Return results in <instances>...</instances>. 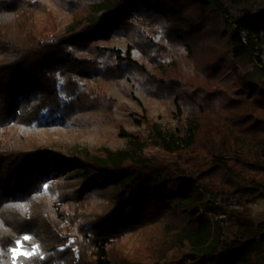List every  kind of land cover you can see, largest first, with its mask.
<instances>
[{
  "label": "trees",
  "instance_id": "1",
  "mask_svg": "<svg viewBox=\"0 0 264 264\" xmlns=\"http://www.w3.org/2000/svg\"><path fill=\"white\" fill-rule=\"evenodd\" d=\"M49 1L56 10L0 0V123L30 124L46 109L64 119L102 103L127 145L65 152L15 134L0 142V246L36 244L38 253L18 257L24 264H264V216L224 209L264 203V0ZM58 12L68 16L63 27ZM119 31L124 50L108 41ZM223 53L255 94L198 74ZM103 54L114 59L104 64L108 75L125 65L168 95L174 130L143 107L118 120L108 96L75 87ZM68 175L79 179L74 191ZM93 193L106 198L101 210L77 212ZM70 200L80 207L66 215ZM63 223L76 225L77 240L62 234Z\"/></svg>",
  "mask_w": 264,
  "mask_h": 264
},
{
  "label": "rangeland",
  "instance_id": "2",
  "mask_svg": "<svg viewBox=\"0 0 264 264\" xmlns=\"http://www.w3.org/2000/svg\"><path fill=\"white\" fill-rule=\"evenodd\" d=\"M48 8L56 10V6L49 0H42ZM57 23L62 27L65 26L68 21V16L63 12L57 13ZM43 19V18H42ZM43 25V23H42ZM47 26V25H46ZM109 44L117 47L120 50H124L126 43L128 42L124 34L119 31L117 35L109 38ZM89 56V55H88ZM140 54L136 50L133 51V57L139 58ZM114 59L106 54L99 57V65L92 69L88 75H80L73 79V82L78 84V88L81 91L94 90L98 94H104L108 96L114 106L112 108V115L118 120H123L127 115V112L140 113L142 107L148 114V117L152 121L158 122L165 132L174 130L176 124L169 115L171 103L168 95L158 88L156 85L148 82L142 75L137 73L134 69L127 66H122L121 72L117 75L110 76L107 74L104 64L105 62H112ZM198 74L216 84L222 85L228 88L232 92L243 90L244 92L255 94L256 91L251 89L245 82L242 74L231 71L227 64L226 55L221 54L213 63L199 69ZM78 81L80 83H78ZM59 92L63 94L61 88L66 87L64 78L59 76ZM108 113L102 103H99L94 108L82 111L81 114H73L66 118H61L58 113L49 115L48 109L43 114L36 118L30 124H24L23 122H15L12 119H8L5 122L0 123V142L7 139L11 135H19L21 138L28 141L36 142L37 146H44L49 148H57L62 151H72L76 148L94 149L97 147H108L110 149H121L126 147L127 143L124 138H121L117 134V130L112 121H106V118L102 115ZM52 118V119H51ZM54 118V119H53ZM124 123L125 128L128 130H140L143 131L144 127L137 128L131 124ZM149 155H154L162 160L168 161L171 157L160 150L149 148L146 150ZM229 164L233 163L232 159H227ZM63 175L59 173L56 182L63 183ZM77 177L68 175L66 182L71 183V189L76 190L79 188ZM42 183V192L50 201L55 200V195H50L45 192L44 185ZM106 198L99 194L93 193L92 196L81 203L82 206H78L74 201H68L62 204L63 212L68 215L72 214L77 206V212L86 211L90 214L93 210L100 211L105 204ZM230 201L225 206V210L231 214H238L241 211L247 212L252 218L258 220L264 216V203L262 200L246 201L241 200L240 203H233ZM50 213V211L48 212ZM211 213H208V216ZM225 222V223H224ZM229 220L222 221L223 225H227ZM60 229L63 232L68 233V241H73V238L78 239L76 235L75 224H61ZM76 235V236H75ZM27 234L23 235L24 237ZM132 236V235H131ZM133 238L128 235L122 238V245L127 251L132 253L133 251ZM19 241V244L16 242ZM33 246L36 244L28 245L22 239H17L14 246H0V264H24L18 260V257L13 260L11 249L17 248L22 253H38L34 251ZM23 256V255H21Z\"/></svg>",
  "mask_w": 264,
  "mask_h": 264
},
{
  "label": "snow or ice",
  "instance_id": "3",
  "mask_svg": "<svg viewBox=\"0 0 264 264\" xmlns=\"http://www.w3.org/2000/svg\"><path fill=\"white\" fill-rule=\"evenodd\" d=\"M44 188L47 189V188H48V185H47V184L44 185ZM24 239H25V240H28V239H30V237L25 236ZM16 243L19 244V241H17ZM33 248H34V251H39L38 246H33ZM11 252H12V257H13V260H14V261H15V259H16L18 256H21V255H23V256H27V257H31V256L33 255V253H22V252L18 251L17 248H13V249H11Z\"/></svg>",
  "mask_w": 264,
  "mask_h": 264
},
{
  "label": "built area",
  "instance_id": "4",
  "mask_svg": "<svg viewBox=\"0 0 264 264\" xmlns=\"http://www.w3.org/2000/svg\"><path fill=\"white\" fill-rule=\"evenodd\" d=\"M235 202H236V201H235ZM235 202H233V203H235ZM236 203H237V202H236ZM220 216H222V217H223V216H225V215H220Z\"/></svg>",
  "mask_w": 264,
  "mask_h": 264
}]
</instances>
